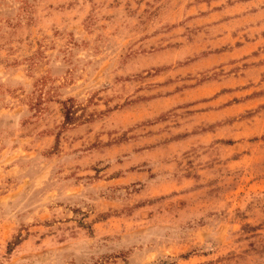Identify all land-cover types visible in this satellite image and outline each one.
Returning a JSON list of instances; mask_svg holds the SVG:
<instances>
[{
  "label": "rangeland",
  "instance_id": "rangeland-1",
  "mask_svg": "<svg viewBox=\"0 0 264 264\" xmlns=\"http://www.w3.org/2000/svg\"><path fill=\"white\" fill-rule=\"evenodd\" d=\"M0 264H264V0H0Z\"/></svg>",
  "mask_w": 264,
  "mask_h": 264
}]
</instances>
